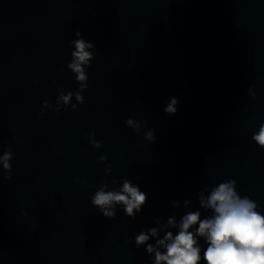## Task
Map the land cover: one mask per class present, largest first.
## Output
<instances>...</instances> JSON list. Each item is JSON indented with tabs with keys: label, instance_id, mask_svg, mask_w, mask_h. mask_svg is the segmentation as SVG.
I'll return each mask as SVG.
<instances>
[{
	"label": "clouds",
	"instance_id": "1",
	"mask_svg": "<svg viewBox=\"0 0 264 264\" xmlns=\"http://www.w3.org/2000/svg\"><path fill=\"white\" fill-rule=\"evenodd\" d=\"M76 39L70 41L74 45V51L71 52V62L67 65L79 83V89L75 92L67 91L63 88L58 89V97L53 105L49 101H43L41 115L44 109L59 113L67 105L71 104L73 110H77L78 104H72L73 96L79 104L85 102L82 93L88 88V75L85 68L90 67V62L95 59L96 48L94 42H88L83 38L80 31L75 32ZM91 49L92 51H89ZM187 87V85H185ZM249 87V93L252 92ZM256 99V97H255ZM180 101L176 97H169L163 111L166 114L174 115L177 113V105ZM126 126L133 129L137 135L141 134L142 127L146 126L145 121H139L133 118L126 120ZM94 149H100L103 141L95 139V133L89 132L85 137ZM143 140L149 143H155L157 136L155 130H146L142 136ZM252 139L261 148L264 149V123L260 124L258 132L252 135ZM23 141H17L22 143ZM14 157L11 146L4 149L3 156H0V163L3 164V180H12V164L9 163ZM107 159L106 156H100L99 162ZM105 172L111 173L112 167L106 165ZM137 180L140 177H136ZM101 184L91 197V204L99 210L103 217L113 219L117 215V205L122 206L125 215L132 220L136 219L137 213L142 212L147 204L149 197L143 192L137 184L131 180L125 179L118 190H108L109 185L106 182ZM86 184L87 181H82ZM113 184L118 181L113 180ZM208 189L201 190L198 193L199 205L201 208L210 209L212 215L201 219L199 210L189 211L184 214L179 222L175 216L167 219L166 225L152 227L145 231H140L135 236V246H146V253L154 254L152 264H264V214L256 201L248 196H241L237 191L235 180H225L217 186L210 187L209 194L204 195ZM189 201H184V206L189 205ZM173 207H179V201H171ZM22 215H27L22 212ZM159 223V218H157ZM198 225L194 230L193 226ZM167 228H177L175 234ZM164 232L162 238L160 232ZM150 238L155 239V243H148ZM200 238L206 244L201 256L202 245ZM132 242V238H129Z\"/></svg>",
	"mask_w": 264,
	"mask_h": 264
}]
</instances>
